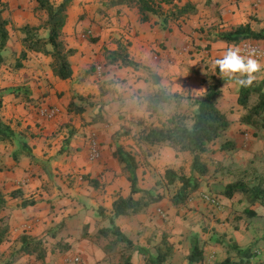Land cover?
Here are the masks:
<instances>
[{
  "label": "crops",
  "instance_id": "crops-1",
  "mask_svg": "<svg viewBox=\"0 0 264 264\" xmlns=\"http://www.w3.org/2000/svg\"><path fill=\"white\" fill-rule=\"evenodd\" d=\"M62 1L52 0L55 5ZM110 1H71L62 31L67 46L76 49L70 57L73 68L70 78L61 79L54 74L49 55L29 51L23 67L28 72L24 82H14L11 88L5 83L1 85L0 121L9 122L16 131L23 132L34 154L33 158L23 156L15 160L13 151L5 157L4 164L0 162V189L19 192L18 196H11V203L16 206L4 209L0 214V217L8 215L5 223L8 231L0 243V256L9 257L14 246L19 245L21 253L10 258H19L17 263L24 261L27 264L30 259L31 264L123 263L124 252L116 251L120 245L107 247L111 233L108 237H96L101 228L112 227V223L106 226L105 222H111L114 200L131 194L128 173L114 156L116 147L123 145L136 154L139 162L136 150L141 146L159 147L156 151L166 156L177 153L168 143H140L138 137L144 126L152 122L159 124L178 113L181 100L203 96L212 83L221 86L220 100H232L238 111L242 108L239 104L241 75L246 73L257 83L264 84V60L240 57L238 62L230 54L235 52L234 46L218 38L220 32L239 24L250 23L253 29H262L264 0H175L164 5L161 12H150V20L146 22L141 20L137 6L129 3L111 5ZM188 2L195 6L194 12L179 19L171 17L174 5L181 7ZM0 9L8 20L10 39L7 46L13 39L23 36L22 26L37 25L47 17L46 12L38 8L37 0H0ZM89 29L93 30V35L85 37ZM44 30L48 29L40 30L42 36H46ZM18 45L21 51L24 48L22 42ZM125 48L127 58L134 64L124 63L123 56L115 60L107 58L109 51L117 50L122 54ZM228 57L232 59L234 71L226 80L229 70L223 75L219 73V58L223 64ZM232 75H236L239 82ZM156 101L168 104L163 105L162 110L158 106L151 111L149 103L156 104ZM49 105L58 108L51 119L39 111L42 106ZM164 107L165 117L160 114H164ZM243 111L241 109L233 117L228 115L235 120L233 126L237 124L241 130L247 129L240 121ZM146 118L151 119L150 122ZM18 121L24 125H16ZM123 128L128 133L119 139L117 134ZM136 130L139 133L134 140L130 135L131 132L136 135ZM92 138H96L101 146V156L97 159L90 157ZM141 174L140 162L137 169L139 186L150 189L140 185ZM140 195L136 193L134 197ZM171 204L163 198L150 203L139 213L114 218L115 224L138 246L128 252L132 262L143 260L145 264L146 256L155 261L158 246L167 239L173 245V251L165 264H179L178 258L184 257V264H189L190 251L179 248L176 234L184 229L172 224ZM100 206L106 207V211L100 210ZM81 215L85 216L86 235L84 231L83 234L80 232L78 220ZM164 217L171 221L166 223ZM23 234L41 239L48 246L45 259L22 250ZM77 235L78 244L74 242ZM57 246L69 247L58 248L59 253L53 252L52 248ZM76 257L79 261H75Z\"/></svg>",
  "mask_w": 264,
  "mask_h": 264
},
{
  "label": "trees",
  "instance_id": "trees-1",
  "mask_svg": "<svg viewBox=\"0 0 264 264\" xmlns=\"http://www.w3.org/2000/svg\"><path fill=\"white\" fill-rule=\"evenodd\" d=\"M72 0H63L60 4L55 5L52 0H37L38 8L46 12V19H42L37 25L26 24L21 27L23 32L22 42L24 48L18 55L16 63L17 68L24 67V61L28 59L29 51L42 52L49 55L52 59L50 66L56 76L61 79H68L73 74L72 63L70 57L76 52V49L68 47L62 39V31L67 21V9ZM175 0H111L110 4L129 3L137 6L140 12V18L143 22L150 20V12L158 13L164 8V5H170ZM170 15L175 19H179L187 13L195 11V6L188 2L185 5L173 6ZM8 20L3 17L2 9H0V50L5 48L10 39L9 30L7 28ZM48 29V36L40 34L41 29ZM218 38L224 40L228 45H236L244 40H262L264 41V27L260 30L252 28L250 23L239 24L228 30L218 34ZM118 56L124 57V63L132 65L133 60L128 59V53L123 51H109L107 58L110 60L117 59ZM5 62V56L0 52V67ZM222 89L219 83H212L208 86L205 94L199 98H195L193 105L195 110L192 114L175 113L159 124L152 122L145 125L138 137L140 143L145 145H154L160 143H168L177 152L189 151L193 154L190 173H182L175 168H167L165 179L169 184L180 182L181 186L178 192L172 197V203L179 205L186 202L188 197L201 187L202 178L209 174L210 166L203 159L202 154L208 150V145L217 140L230 126V121L226 113L218 105V97ZM252 101V102H251ZM239 104L243 106L246 112L241 116L240 121L244 124L253 125L255 129L264 128V84L257 83L255 79L245 76L241 82L239 91ZM193 120V125H188V119ZM15 141L17 148L13 152L15 160H19L23 156L34 157L32 147L28 143L23 132L16 131L9 122L0 121V142ZM233 147V142H226L222 148ZM114 156L124 165L125 171L128 173V179L131 182V194L128 197L119 196L112 204L113 216H111L112 227L101 228L96 237L115 235V239L111 240L107 247L117 245V243L125 241L129 245L133 241L128 238L121 229L115 224V217L124 214H135L143 211L147 205L163 199V195L155 193L151 189L139 186V177L137 169L140 162L137 160L136 154L118 145L114 150ZM241 192L246 195L250 204L264 205V187L261 185H250L243 179H236L229 182L225 186L223 195L233 198L235 193ZM140 193L139 198H135L134 194ZM19 192L14 190L11 196H18ZM7 198L5 193L0 189V214L5 209ZM249 214L255 215L254 210L248 209ZM4 217H0L3 223ZM8 231V225H0V243L5 239ZM111 233V234H110ZM264 239V235H263ZM23 243L22 250L28 253H35L41 260L45 259L48 246L41 240L28 234L21 236ZM232 248L236 251L239 264H264V259L260 262H254L253 258L257 256V250L250 246H241L238 242L232 244ZM66 249L69 246H64ZM56 247H54L55 249ZM60 250L65 249L57 246ZM141 251H143L142 248ZM173 251V245L167 239L158 246V254L155 256L153 264H161ZM127 261L121 264H130L131 257L126 256ZM190 262H202L204 253L200 245L196 242L192 245L191 252L188 255ZM231 257H227L217 264H237Z\"/></svg>",
  "mask_w": 264,
  "mask_h": 264
},
{
  "label": "rangeland",
  "instance_id": "rangeland-1",
  "mask_svg": "<svg viewBox=\"0 0 264 264\" xmlns=\"http://www.w3.org/2000/svg\"><path fill=\"white\" fill-rule=\"evenodd\" d=\"M48 33V30H44L43 32L46 36ZM22 37L13 39V43L10 46H6L0 50V52L5 56V62L0 67V91L2 89L1 85L4 83L11 88L14 87V85H12L14 82H24L23 80L27 78L26 74L28 72L24 71L23 67H16L18 55L20 53L18 44L20 41L22 42ZM230 54L236 57L238 62L241 60L240 57L236 56L234 53L230 52ZM230 60L232 59L228 57L225 63L222 64L221 59L219 58V67L221 68L219 73L223 75L226 73V70H229V72H227V76L225 77L226 80L227 77H230V72L234 71V64H232ZM245 76L249 75L246 73L242 74L239 79L240 82ZM232 78L239 82L236 75H232ZM214 81L216 82V80ZM219 82L221 83V81ZM25 97L26 96L24 94L23 98L25 99ZM220 98L221 95L218 97V104L221 109L227 113L230 126L217 140L210 143L208 145V150L202 154L203 159L210 166V171L208 175L202 178L201 187L197 191L193 192L188 197L186 202L180 203L179 205L170 203L172 197L178 192L181 183L178 181L169 184L165 179V172L167 168H175L182 173L189 174L193 154L189 151H185L172 153L167 155V157L166 154L161 153V151H156V148H160L155 147L154 149V146H141L140 150H136L142 169L140 185L150 188L157 194L163 195V198H166L167 204L169 203L173 206L174 219V221H167V218L164 217L165 222L169 223L171 221L172 224H175V228L184 229L182 232L176 233L179 236V248L181 247L191 252L192 245L197 242L203 250L204 260L202 262H190L188 259L189 264H217L228 256L237 263L239 257L237 256L236 251L232 248V244L234 242H238L241 246L252 245V248L257 250V256L253 258L254 262H260L264 259V205L259 203L250 204L246 195L241 192L235 193L233 198H227L223 195L226 184L236 179H243L252 186L259 184L264 187V128H260L257 132L253 131L255 130V127L249 124H245L247 126V129L245 130L239 129L237 124H235L236 127H234L233 125L235 120H231L228 115L233 117L238 114L241 109L244 110L242 112L244 114L246 110L241 105L242 108L238 111V106L233 105L234 102H232V100L225 101L224 99L220 100ZM193 102L194 100H181L178 109L180 110L179 112L182 114H192L195 110ZM149 104L152 107L150 110L154 111L155 107L158 106L159 109L162 110V106H165L168 102L156 101V104ZM1 106L2 100H0V107ZM165 110L166 108L164 107V114L160 112L163 117L167 114ZM124 112L127 116L131 117V114L128 111ZM139 120L140 119H138V121ZM146 120L150 122L151 119L146 118ZM192 121L193 120L191 118L188 119V124L190 126L193 125ZM18 122H16V125H24L21 121ZM131 124L130 126L133 127ZM137 130L136 135H133L132 132L130 135L134 136V140H136L135 136L139 133ZM126 133H128V130L123 128L118 132L117 137L120 139V137H123ZM130 138L131 137L127 139ZM226 142H233V147L222 148ZM16 148L17 144L15 141L0 142V162H3L4 164L5 157L8 153L11 154ZM207 193L217 196L220 204L213 205L208 202L204 196ZM5 195L7 198L6 210L13 206L11 203V201H13V197H11V192H5ZM94 206L97 207L98 205ZM100 208L102 211H106L107 209L104 206H100ZM248 209L254 210L256 212L255 215L249 214ZM9 210L11 211L12 208ZM81 216L78 220V223H81L80 232L83 234L84 231V235H86L87 230L83 226L85 216ZM7 218L8 215H5L3 223L0 221L2 226L8 221ZM105 223L106 226L111 225L110 220ZM166 234L171 235V233ZM78 236L79 235H77V239L74 240L76 244L80 242V240H78ZM112 238L115 239V235L108 238L109 243L113 240ZM248 242H250V244L246 245ZM117 245H120V248L116 249V251L118 253L120 251L124 252L122 255L123 262L127 261L126 256H129V250L131 251V249L133 250L138 248L137 245H129L125 241H122L121 244L119 242ZM11 246L8 249H10ZM18 246H14V251L11 252L12 256H18V254L21 253V249ZM52 249L54 250L53 252H60L57 250V247L55 249L53 247ZM11 255L7 258L4 254L0 256V264H24V261L21 263L16 262L19 258L10 259L12 257ZM185 258L186 257H184V259ZM184 259L178 258L177 263L184 264ZM144 260L146 261L145 264H153L151 258L148 256H146ZM32 262L33 261L31 259L27 260V264H31ZM130 264L144 263L143 260H141V262L137 260L136 262L131 261ZM161 264H165V261Z\"/></svg>",
  "mask_w": 264,
  "mask_h": 264
},
{
  "label": "built area",
  "instance_id": "built-area-1",
  "mask_svg": "<svg viewBox=\"0 0 264 264\" xmlns=\"http://www.w3.org/2000/svg\"><path fill=\"white\" fill-rule=\"evenodd\" d=\"M85 37H90L93 35V30L89 29L85 32ZM236 53V56L241 58L252 57L255 59H263L264 60V43H260L258 40H244L232 48ZM40 113L46 118H53L57 112L58 108L55 106H42L40 108ZM90 157L92 159H97L101 156V146L100 142L96 138H92L90 141ZM205 199L213 205L220 204L217 196L212 194H205ZM75 261H79V257L75 258Z\"/></svg>",
  "mask_w": 264,
  "mask_h": 264
}]
</instances>
